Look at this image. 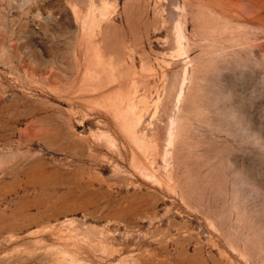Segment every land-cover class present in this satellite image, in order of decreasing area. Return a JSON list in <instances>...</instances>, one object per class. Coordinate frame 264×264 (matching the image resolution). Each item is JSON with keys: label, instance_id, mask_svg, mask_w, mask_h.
<instances>
[{"label": "rangeland", "instance_id": "rangeland-1", "mask_svg": "<svg viewBox=\"0 0 264 264\" xmlns=\"http://www.w3.org/2000/svg\"><path fill=\"white\" fill-rule=\"evenodd\" d=\"M237 208L264 0H0V264H264Z\"/></svg>", "mask_w": 264, "mask_h": 264}, {"label": "clouds", "instance_id": "clouds-1", "mask_svg": "<svg viewBox=\"0 0 264 264\" xmlns=\"http://www.w3.org/2000/svg\"><path fill=\"white\" fill-rule=\"evenodd\" d=\"M236 211L237 218L233 229L235 243L246 246L258 238L264 244V211L249 212L239 208Z\"/></svg>", "mask_w": 264, "mask_h": 264}]
</instances>
